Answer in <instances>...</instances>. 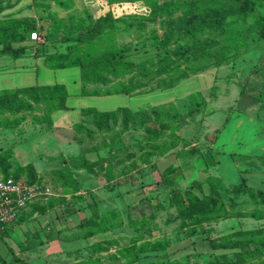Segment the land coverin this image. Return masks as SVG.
Instances as JSON below:
<instances>
[{
	"label": "rangeland",
	"instance_id": "1",
	"mask_svg": "<svg viewBox=\"0 0 264 264\" xmlns=\"http://www.w3.org/2000/svg\"><path fill=\"white\" fill-rule=\"evenodd\" d=\"M156 1L0 0L1 74L18 70L10 55L22 47L67 67L116 54L89 68L90 91H146L77 97L79 67L39 63V82H65L71 105L143 110L60 112L48 127L35 122L42 101L0 114V177L50 192L13 238L93 232V264H264V218L252 219L264 215V0L252 11L245 0Z\"/></svg>",
	"mask_w": 264,
	"mask_h": 264
},
{
	"label": "crops",
	"instance_id": "2",
	"mask_svg": "<svg viewBox=\"0 0 264 264\" xmlns=\"http://www.w3.org/2000/svg\"><path fill=\"white\" fill-rule=\"evenodd\" d=\"M13 2L14 3L12 2L11 3L16 4L17 1L16 2L13 1ZM32 50H33L32 48H29L27 50V53L24 56L16 58L18 60L20 59V61H18L16 64V67L18 70L9 71L5 74H1L0 72V89L23 87V86H16L15 84H13L14 83L13 80L15 79L17 81L18 75H21V74L29 75V76L23 77L24 80H27L30 82L29 85H25V86L46 84L44 82H39V74L35 73V71H37L36 69L39 66L40 62L42 63V65H44V67H47L48 69H52L54 71L59 70V69L48 67L46 65L45 57L44 56L35 57L34 53H32ZM62 69H66V68H62ZM80 81H81L80 89L78 88V86H76L78 90L74 94L77 97L83 98L87 96L89 97V96L115 95V94L84 95L82 93L83 88H82L81 72H80ZM56 83H62V82H56ZM65 85L69 93V96L67 99V106L69 108L59 109L52 113L53 125L56 124L57 120H59L60 118L68 117L69 119H71L74 112L77 113V115L81 116L82 109L86 108V107H77V105L70 104V99L72 95L70 94V88L68 87V85L67 84ZM82 101L83 99L80 98V102ZM88 107H93V106H88ZM122 107H127V106H122ZM101 111H107V110H101ZM60 112H62L61 116H59L57 120L54 119L55 115ZM188 168H190V166ZM26 211H27V208L19 215V217L13 223L9 224L7 228L3 229L0 232V240L4 239L3 240L4 242L6 241L8 245L10 244V247H13L12 248L13 253H15L16 256L20 257L21 259L20 261L15 260L11 264H14V262H22L24 264H31L33 261H36V260L42 261V264H88V263L93 264L92 262H93L94 256L92 253L89 254V249H90L89 246L93 242H95L94 236L78 237V235H76L74 237L72 236L73 238H68V236L66 235L63 236V235H60V233H57V236L46 239V238H42V236L43 237L45 236L41 234V236L35 240V237L31 233L28 232L26 233L27 236L25 235L26 238L23 240H26L29 243L25 244L27 246L21 245L20 242H24V241L22 239L18 240L19 238L15 240V238H13V233H16L17 231H21V230L23 231V228L22 229L20 228L21 223L19 222H21L20 220L22 219V217L24 216L27 217ZM252 219L256 221L262 220V219H256V218H252ZM1 233L4 235L1 236ZM6 239H10L11 241L8 242V240Z\"/></svg>",
	"mask_w": 264,
	"mask_h": 264
},
{
	"label": "trees",
	"instance_id": "3",
	"mask_svg": "<svg viewBox=\"0 0 264 264\" xmlns=\"http://www.w3.org/2000/svg\"><path fill=\"white\" fill-rule=\"evenodd\" d=\"M156 0H146V2H150V3H154V7L157 8V1ZM246 4L244 6V10L248 11H252L256 8V2L257 0H245ZM39 4V3H37ZM162 6V7H161ZM159 7H161V10H167L168 7V3L166 2L165 4L159 5ZM203 12H205V10H203ZM202 12V13H203ZM105 16L106 15H102L100 16L99 23H101V25L103 24V21L105 20ZM264 18V17H262ZM104 24L102 25V27L100 28L103 29ZM99 30V29H98ZM93 31V28L92 30ZM7 49L10 48L9 46L6 47ZM29 49V47H22L21 50L19 51L20 53L18 54H12L10 56H12L13 58H19L24 56L27 53V50ZM12 50H14L12 48ZM17 51V50H16ZM34 55H36L37 57L39 56H44L45 57V61H46V65L50 68H54V69H62V68H70V67H79L80 68V72H81V80H82V93L84 95H88V94H96V95H101V94H111V93H97L95 91H90L91 89L89 88V84L92 80H90V77H92V73L90 74V72L88 71L90 67H104L106 65L112 64L114 63L117 59H118V55L116 54H111L102 58H97L94 59L88 63L85 64H75L73 65H68L70 67H67L65 65H58V64H53L50 62V60H47V57L43 54L39 53H34ZM188 76V75H186ZM136 87L132 86L131 88H127L124 91L121 92H117V93H112V94H127V95H136V94H140L142 92H146V91H139V92H133L132 90H134ZM154 90V89H150L149 91ZM69 93L67 91V87L65 84L63 83H54V84H39V85H30V86H23V87H17V88H4V89H0V114H3L5 111H13V112H18V111H30L33 108V102L36 101L37 103H39L40 101L46 103V107H47V114L45 113L44 118H39L37 117L35 119L36 123L41 124L42 126H44L43 124H46L47 127L53 125V119H52V113L56 110L59 109H68L69 107L67 106V99H68ZM119 110H127V111H141L143 109H139V110H133L130 107H119L117 109H113V110H107V111H101L98 110L94 107H86L82 109V114H87L90 111H101V112H108V113H112L115 111H119ZM22 121V120H19ZM48 122V123H45ZM5 127H11V125H5ZM28 165H33L32 163L28 164ZM263 192V191H260ZM253 218L256 219H262L264 218V215L262 216H254ZM81 224L78 225L79 228H81L80 226ZM262 227H258V228H252V229H247L246 231H252V232H257L259 229H261ZM81 233V230H80ZM4 235L1 233V236ZM81 234H78V236ZM82 236L83 237H91V236H95L93 234V232L90 233H84L82 232ZM97 241L93 242L89 248H92V246H94V244ZM21 243V242H20ZM22 244V243H21ZM13 250V249H11ZM13 252V251H12ZM13 260H11V262H9V264H11L13 261L17 260L20 261V257H17L15 253H13ZM94 259V257H93Z\"/></svg>",
	"mask_w": 264,
	"mask_h": 264
},
{
	"label": "built area",
	"instance_id": "4",
	"mask_svg": "<svg viewBox=\"0 0 264 264\" xmlns=\"http://www.w3.org/2000/svg\"><path fill=\"white\" fill-rule=\"evenodd\" d=\"M42 183L31 184L12 177H0V232L26 208L50 192Z\"/></svg>",
	"mask_w": 264,
	"mask_h": 264
}]
</instances>
